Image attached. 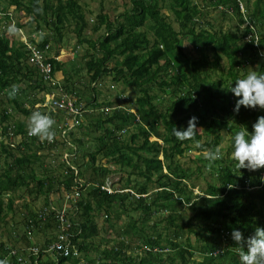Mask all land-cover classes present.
I'll return each instance as SVG.
<instances>
[{
	"label": "trees",
	"instance_id": "obj_1",
	"mask_svg": "<svg viewBox=\"0 0 264 264\" xmlns=\"http://www.w3.org/2000/svg\"><path fill=\"white\" fill-rule=\"evenodd\" d=\"M87 7L84 0H0V135L10 132L15 137L13 146L0 143V223L15 215L17 198L27 199L18 195L24 189L35 197L42 194L45 202L36 212L27 211L22 227L57 231L59 221L48 209L56 194L73 192L76 202L66 203L64 213L70 253L45 261L38 253L26 264H239L231 232L238 229L247 237L255 227H264V184L250 189L259 184L260 169L239 170L228 155L235 132L244 127L252 132L264 109L242 106L236 112L238 98L228 89L250 71L264 74V0H130L112 18L99 0L96 20L87 17ZM211 9L215 14L209 16ZM17 12L23 17H14ZM11 22L17 29L28 27L29 42L35 43L36 32L39 47L57 45L49 59L51 76L60 72L62 79L54 84L43 79L28 60L27 44L8 33L6 25ZM71 24L76 44L85 47L79 59L63 61L56 57ZM102 28L94 39L89 37L87 32ZM108 77L129 89L133 100L124 105L111 102L110 95L119 101L126 95L123 90L104 94L101 82ZM12 85L19 86L14 99L8 95ZM51 93L66 96L79 109L76 132L61 134L65 129L61 121L68 124L44 104L45 95ZM33 111L55 121L54 144L27 135V118ZM193 116L198 118L195 137L178 140L173 129H186ZM223 132L231 139L227 155L210 165L205 151L220 147ZM208 133L211 138L206 139ZM57 136L75 147L60 163L63 173L41 161L44 147L57 152ZM193 145L200 155L182 162ZM116 171L121 172L120 187L113 182L111 192L101 190ZM201 174L216 182L206 181L202 188L195 182ZM195 187L201 191L195 193ZM58 204L61 208L63 202ZM177 204L189 213L179 212ZM43 208L48 211L41 220L37 214ZM154 209L168 212L166 221L175 228L174 238L183 239L168 240V252L162 250L161 236L147 234ZM136 211L138 217L133 216ZM99 213L104 216L102 226ZM108 232L111 235L105 237ZM99 233L101 237L93 240ZM185 233L199 240L195 246ZM21 238L23 245H39L26 235ZM55 238L53 234L43 247ZM128 238L161 251L136 253L141 245ZM213 250L220 252L209 254ZM7 251L1 242L0 260Z\"/></svg>",
	"mask_w": 264,
	"mask_h": 264
},
{
	"label": "clouds",
	"instance_id": "obj_2",
	"mask_svg": "<svg viewBox=\"0 0 264 264\" xmlns=\"http://www.w3.org/2000/svg\"><path fill=\"white\" fill-rule=\"evenodd\" d=\"M7 30L12 34L18 32L15 24L10 25ZM262 55H264V53H262ZM228 91L238 98L235 106L236 112H239L242 106L249 109H264V74L258 73L255 70L250 71L246 74V76L235 80V86L232 84ZM18 93L19 86L12 85L8 91L9 98L14 99ZM54 111H56L57 116H61L59 111ZM197 119L198 118L195 116L191 117L188 121V126L186 129L178 130L175 127L173 129V135L180 141L193 139L196 135V132L198 131ZM54 124L55 121L51 118V116L40 111H33L27 121V135L30 137H37L41 142H51L55 136L53 128ZM60 124H62L61 126L65 129L68 127L63 125L62 121ZM61 134H64L63 130ZM232 148L233 150L231 152V159L235 162V167L237 169H248L249 171H256L260 169L257 175L259 184L254 183L250 187L252 190H257L264 184V116L258 117L257 121L253 125L252 132H249L247 127L235 132L233 136ZM204 157L211 165V163L222 159L223 153L220 147H216L213 150H206ZM111 177H113V175H111ZM111 177L107 184L100 186L101 190L104 189L111 192L110 184L115 182L114 179L112 182ZM80 188L81 186L79 185L76 187L78 195L81 191ZM66 192H64L62 195L57 194V199L63 202ZM53 200L54 202L52 205L56 206V201L55 199ZM231 238L237 246L239 264H264V227H255L254 232L247 237H245L244 233L240 230L233 229L231 232ZM33 246H36L40 249L39 253H41V259L43 261L50 259L52 256L56 258L55 255H51L50 252L46 251L48 245L44 247L43 245H23L22 248H18L16 245H7V254L4 257V260H0V264H11L9 259H12V261L15 260L20 264L17 258H27L28 255H30V247ZM140 249L152 250L154 253L161 251V249L156 246L149 247L143 245ZM162 250L164 252H168L170 249L168 250V248L165 246V248ZM218 252H220V250H213L209 254L215 255ZM31 256L32 255H30V257ZM45 257H47V259ZM7 260L8 263L6 262Z\"/></svg>",
	"mask_w": 264,
	"mask_h": 264
},
{
	"label": "rangeland",
	"instance_id": "obj_3",
	"mask_svg": "<svg viewBox=\"0 0 264 264\" xmlns=\"http://www.w3.org/2000/svg\"><path fill=\"white\" fill-rule=\"evenodd\" d=\"M87 4L88 7L86 9L87 11V17L91 20H96V14L99 10V0H84ZM103 4H104V10L103 12H105L106 14H108L109 17H113L115 15H117L119 12L123 11L124 9H126V7H128L130 5V0H102ZM90 9V10H88ZM243 9H244V5H243ZM89 11V12H88ZM209 16L211 14H215V9H211L208 12ZM14 17L18 16V17H23V15L20 12L17 13H13ZM12 23V22H11ZM9 23V24H11ZM91 23V22H90ZM69 30L66 32V34L64 35V37L62 38L61 41V46L63 47V49H61V53L59 58L63 61L68 60L69 58L73 59V57L75 59H79V55L81 54V52L83 51L85 44L84 45H80L78 46L76 44V40H75V36L74 33L72 32V24L71 26L68 27ZM28 27L23 28V29H18V32L13 34V37L15 38H20L22 41H26V37H27V33H28ZM103 32V28L100 29L99 32H87L89 37L91 38H95L96 36L99 35V33ZM9 33V32H8ZM36 33V32H34ZM12 34V33H10ZM36 36L38 37L39 34H36ZM52 44V43H51ZM57 51V45H52V48L49 51V54H54ZM80 52V53H79ZM76 61V60H75ZM78 63H80V61L77 60ZM82 64H77V66L81 67ZM62 79V75L60 74V72H57L56 78H54V82H56L57 80ZM101 87L102 90L104 92V94L106 95H110V92L112 93L113 91H122L123 95H126L125 100L123 101H119V100H115V96L110 95V101L111 102H116L118 105H124L125 103H127L130 99L133 100V93L129 90L126 89L124 86L122 85H117L114 84L111 79L108 77L106 78L104 81L101 82ZM115 93V92H114ZM53 96L55 97V95L53 94ZM123 99V97H121ZM44 104H45V100H44ZM17 117L19 119H24V116L22 114L16 113ZM28 119V118H27ZM28 121V120H27ZM76 126H72V127H67L66 129H64L65 131H75L76 132ZM58 138L56 140L59 141V146L57 145V152L53 153L52 151H50L51 147H44L43 150L41 151V161L44 163L43 166L48 167L50 165V167L52 168V170L58 172V173H63L62 172V168L60 163L63 162L64 160H67L69 153L72 151H74L75 147L72 146V144L70 142H67V144H63L61 142V139H59L60 136H57ZM206 139L211 138V134L208 133L206 134ZM65 139H67L69 141V134L66 135ZM63 140V139H62ZM230 137L228 135H225L223 132V137H222V141L220 143V148L222 150L223 155H227V151L229 149V145H230ZM52 144H54V141L51 142ZM51 153L50 156H48L47 154ZM185 154L181 161L182 162H186L189 161V159H195L196 157H198L200 155V153L198 152L197 148L195 147V145L189 147L186 149ZM46 155V156H45ZM231 154L228 155V157H230ZM190 165H194V163H190ZM113 175L112 178V182L113 179L115 181V187H120L121 183L119 182L120 179V175L121 172L120 171H116L115 173H111L110 176ZM110 178V177H109ZM206 181L208 182H216L215 179L209 178L207 177L205 179L204 175L201 174L200 176H198L197 180H195V182L199 185L202 186V188L206 187ZM157 185H153V187L155 188ZM201 191V189L195 187L194 188V192L197 193ZM22 194L27 196L26 198H17L14 201V209H15V215L11 218L10 214L3 217L4 221H6V223H0V243L1 242H5L7 245H16L18 248H22L23 247V242H22V238L21 236L26 235L29 239L30 242H38L39 245H43V243L45 242V240L49 239L53 234H56V236L58 235V230L55 231L53 230V232L51 233H45V231H41V230H37L38 228H34L32 231L30 229L27 228H23L22 227V222L24 219V216L27 214V211L30 209L33 212H36L45 202L43 195H39L38 197H35L33 194H27V192L24 189L19 190L18 195ZM54 199L56 201V204L59 203V201L57 199V194L54 196ZM147 201H150V198L147 199ZM68 203V202H67ZM60 205V204H58ZM177 209L180 212V210L182 211V213H189L184 206H181V204H177ZM138 215H140V211H136L133 212V216L134 217H138ZM168 215V212H161L160 210H152V217H150L147 220V225L146 229H147V234L148 237L150 238H155L157 236H161L162 239V243L169 249L170 248V244L167 243L168 240H173V241H177L180 243V241H182V236L178 235L177 239H175L174 235H175V228L172 226H169V224L167 223V219L166 216ZM123 220L126 219V217L124 216L122 218ZM97 221L99 222L98 225L102 226L103 222H104V216L102 215V213H99ZM118 224H120V222L117 221ZM179 223V220H178ZM169 227V228H168ZM26 231V233L24 234L23 232ZM29 230V231H28ZM101 233V232H100ZM99 233V235L94 238L93 240L97 241V238L101 237V234ZM187 233L184 234V236ZM111 232L105 233L104 236H110ZM190 241V243L195 246V244H197L196 241H199L198 239L195 238L194 234H187L186 235ZM185 236V238H186ZM11 238V239H9ZM120 238V237H119ZM132 241V242H137L139 245H141L140 247L136 248V253L141 251V247L143 245H145L142 240H137V239H130L128 238L127 241ZM183 242V241H182ZM137 245V244H136ZM138 253V254H139ZM130 254H134L133 252H130ZM82 258V256H80ZM199 257V256H198ZM47 259V257H45ZM82 260V259H80ZM8 263V260L6 261Z\"/></svg>",
	"mask_w": 264,
	"mask_h": 264
},
{
	"label": "built area",
	"instance_id": "obj_4",
	"mask_svg": "<svg viewBox=\"0 0 264 264\" xmlns=\"http://www.w3.org/2000/svg\"><path fill=\"white\" fill-rule=\"evenodd\" d=\"M12 24L14 23L12 22L11 24H7L6 28L8 29V27ZM32 36L35 40V43L34 41L29 42L28 37L25 38L26 41H22L27 44L26 48L28 50V60L34 65V67L37 69L43 79H51L52 83L54 84V78L51 76L52 64L49 61L51 55L49 54L51 45L49 43H46L43 47H39L38 44L40 43V37H37L36 33H33ZM56 58H59V56H57ZM53 94L54 93L45 95L44 100L46 108H52L54 110L59 111L61 113V116L64 117L65 122L68 124V127L75 126L77 124L76 117L79 116L80 113L79 109L75 107L73 105V101L69 98L67 99L66 96L62 95V97H59V94L57 93L54 94V97ZM14 140L15 137H13L10 132H6V136L0 135V142H2L3 144L9 143L11 146H13ZM66 202L73 203L72 201H70L69 195L67 193L64 195L63 205L61 208H58L57 206L51 204L49 207L50 209H48L55 213V217L59 221L58 235L55 238L56 241L51 244H48V247L46 248L47 252H50L51 255L55 256L59 255L60 253H62L63 255H67L68 253H70V241L68 239L69 235L66 233L69 223L67 222L64 216ZM47 211L46 208H43L42 210L38 211L37 218L41 220L44 219ZM39 252L40 249L38 247H30V255H37ZM30 255H28V257L25 259L18 257L17 260L20 262V264L30 263ZM73 255H77V253L73 252Z\"/></svg>",
	"mask_w": 264,
	"mask_h": 264
},
{
	"label": "bare ground",
	"instance_id": "obj_5",
	"mask_svg": "<svg viewBox=\"0 0 264 264\" xmlns=\"http://www.w3.org/2000/svg\"><path fill=\"white\" fill-rule=\"evenodd\" d=\"M68 195H71L73 197V203H75L76 202L75 194L73 192H70V193L68 192Z\"/></svg>",
	"mask_w": 264,
	"mask_h": 264
}]
</instances>
